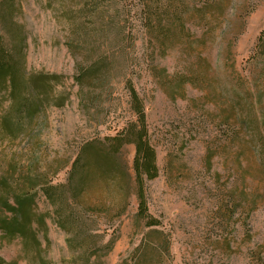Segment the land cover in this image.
<instances>
[{"label": "rangeland", "instance_id": "1", "mask_svg": "<svg viewBox=\"0 0 264 264\" xmlns=\"http://www.w3.org/2000/svg\"><path fill=\"white\" fill-rule=\"evenodd\" d=\"M56 1L14 0L12 19L9 9L4 11L5 36L22 53L26 76L58 78L50 84L48 101L34 119L24 121L17 138L3 128L11 101L8 90L0 91V193L5 194L3 182L14 205L13 196L34 185L30 195L41 219L33 223L40 254L30 243L7 241L0 233V264H84L68 247V235L40 185L49 179L65 183L84 142L115 135L135 120L122 84L103 102L99 124L79 108L75 59L65 46L62 5ZM185 2L189 13L183 25L170 27L169 48L162 49L159 41L153 53L157 72L133 77L158 167L156 178L144 179L147 207L160 225L146 227L137 216L133 185L123 175L133 176V144L123 146L116 169L97 165L93 148L84 150L77 165L74 183L82 187V203L101 210L94 232L103 243L115 237L103 264H264V80L259 67L248 64L264 29V0L208 7L204 0ZM137 45L139 54L145 53L143 36ZM235 72L249 81L247 87L237 86ZM181 74L188 76L182 85ZM63 92L68 100L58 107Z\"/></svg>", "mask_w": 264, "mask_h": 264}, {"label": "trees", "instance_id": "2", "mask_svg": "<svg viewBox=\"0 0 264 264\" xmlns=\"http://www.w3.org/2000/svg\"><path fill=\"white\" fill-rule=\"evenodd\" d=\"M51 5L55 0H45ZM193 0H190L192 2ZM227 0H204L205 7ZM59 12L66 28L65 46L75 59L73 79L77 86L78 106L87 120L100 123L103 116V102L111 96L115 85L122 84L127 96V104L135 120L129 121L115 135L84 142L71 164L69 177L65 183H51V179L40 188L53 208L55 221L67 236L68 247L77 252L84 264H103L102 256L111 251L115 237L103 243L102 236L93 230L95 218L101 216V210L84 205L80 195L81 185L75 187L74 179L77 165L81 162L84 150L93 148L97 165L116 169V157L123 146L134 145L132 160L133 176L123 172L127 184L133 185L137 198V216L145 220L146 227L155 228L160 221L153 217L147 207L144 179L152 180L158 176L156 151L153 146L145 113V103L136 89L133 77L139 78L142 72L154 74L153 53L170 46L172 24H184L189 13L185 0H58ZM14 0H0V91L8 90L10 114L2 119L3 128L17 138L23 132L24 121L34 119L38 111L52 94L50 85L57 75L35 73L26 76L19 56L22 54L7 41V29L4 25L8 8L12 19ZM5 7V8H4ZM7 9V10H8ZM222 13V8L218 9ZM8 34V33H7ZM143 36L145 53L138 52L137 42ZM82 52V53H81ZM84 55L82 60L77 57ZM141 57H145L141 60ZM147 56V57H146ZM228 53V58H230ZM147 59V61H146ZM248 64L259 67V75L264 80V29L260 31L254 44ZM234 63H231L233 67ZM234 70V69H233ZM187 75H180L179 83L188 81ZM185 79V80H184ZM234 82L241 88L247 87L245 78L235 72ZM68 100V93L58 96L56 106L61 107ZM105 116V115H104ZM13 118V119H12ZM87 150V149H86ZM264 152H262V157ZM15 170V169H14ZM12 177V176H11ZM4 193H0V233L7 241L19 238L24 244H31L35 254H40L33 223H40V217L34 213V204L30 186L25 192L13 196L14 205L9 203L11 191L2 182ZM124 208L117 213L120 216ZM12 214L11 217L4 215ZM104 212L103 214H105ZM36 216V217H35ZM36 220V221H35ZM167 251L168 245H160ZM140 261L137 263L139 264Z\"/></svg>", "mask_w": 264, "mask_h": 264}]
</instances>
